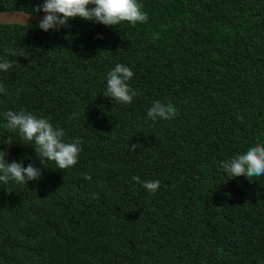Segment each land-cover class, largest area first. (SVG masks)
<instances>
[{
    "label": "trees",
    "instance_id": "16d2710c",
    "mask_svg": "<svg viewBox=\"0 0 264 264\" xmlns=\"http://www.w3.org/2000/svg\"><path fill=\"white\" fill-rule=\"evenodd\" d=\"M139 2L149 20L135 26L0 24V57L12 62L0 70L5 159L40 167L8 110L82 141L76 166L48 162L38 181L0 183V264H264V176L220 166L264 143V0ZM42 3L0 0V11L40 14ZM21 48L29 60L8 54ZM117 63L134 73L131 104L103 95ZM157 100L176 117L149 120Z\"/></svg>",
    "mask_w": 264,
    "mask_h": 264
},
{
    "label": "clouds",
    "instance_id": "9594fccd",
    "mask_svg": "<svg viewBox=\"0 0 264 264\" xmlns=\"http://www.w3.org/2000/svg\"><path fill=\"white\" fill-rule=\"evenodd\" d=\"M44 12L46 15L40 20L39 28L47 32L49 30L59 31L62 27H70V19L77 17L86 21L101 23L105 26H117L122 22H127L133 26L148 23V14L143 11V4L139 0H43L41 5L34 8V12ZM28 19L30 14L26 13ZM102 38V36H98ZM158 38V37H157ZM9 55L23 56L29 60L31 54L21 48L19 52L8 50ZM12 67V62L0 57V70L8 71ZM132 69L122 63H117L115 67L107 73L105 97H110L119 104H131L133 99L140 95L134 90L129 81L133 78ZM6 89L0 82V93H5ZM20 90L16 92L19 98ZM177 109L172 103H162L155 101L147 112V118L153 122L160 120H172L177 115ZM7 120L9 129L18 130L21 138L30 145H34L36 159L40 167L33 163L27 167L23 161L8 162L5 157L6 151L0 150V183L7 184L10 180L18 184H27L29 181H38L42 178L43 171L48 162H54L58 169L65 170L72 168L79 162V155L82 151V141L80 138L71 142L65 141V131L63 128L54 126L48 119L38 117L32 112L21 109L20 111L8 110L3 113ZM73 119L76 114H73ZM238 119H243L238 114ZM12 140H8L11 145ZM137 145H131V150L135 151ZM220 166L225 173L232 178L245 176L249 181L252 177L264 176V143H256L250 146L245 152L237 154L229 160L221 161ZM84 180H91V175L84 174ZM149 193L159 190L160 181L141 180L139 176L132 178Z\"/></svg>",
    "mask_w": 264,
    "mask_h": 264
},
{
    "label": "water",
    "instance_id": "95a60500",
    "mask_svg": "<svg viewBox=\"0 0 264 264\" xmlns=\"http://www.w3.org/2000/svg\"><path fill=\"white\" fill-rule=\"evenodd\" d=\"M28 12L13 10V11H0V24L3 25H22L28 26L31 23H39L40 20L46 15L44 12L40 14H30V18L28 19Z\"/></svg>",
    "mask_w": 264,
    "mask_h": 264
}]
</instances>
